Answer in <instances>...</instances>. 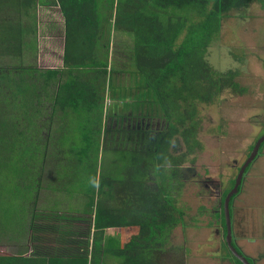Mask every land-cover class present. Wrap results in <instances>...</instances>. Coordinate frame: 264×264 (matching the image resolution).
Segmentation results:
<instances>
[{"label":"trees","instance_id":"trees-1","mask_svg":"<svg viewBox=\"0 0 264 264\" xmlns=\"http://www.w3.org/2000/svg\"><path fill=\"white\" fill-rule=\"evenodd\" d=\"M51 1L64 18L63 68L41 71L25 64L26 48L35 51L27 37L36 7ZM255 2L264 8V0H0V237H23L27 223L34 244L29 258L0 255L4 264H185L167 245L185 225L174 192L178 167L193 164L200 147L197 106L243 92L234 70L210 63L208 49L225 18ZM112 32L134 38L128 88L113 84ZM109 89L125 99L119 112L106 107ZM44 102L56 122L51 152L37 144ZM45 192L56 199L37 217Z\"/></svg>","mask_w":264,"mask_h":264},{"label":"rangeland","instance_id":"rangeland-1","mask_svg":"<svg viewBox=\"0 0 264 264\" xmlns=\"http://www.w3.org/2000/svg\"><path fill=\"white\" fill-rule=\"evenodd\" d=\"M34 16L35 35H29L27 41L34 42L35 51L26 48L25 64L41 71L62 69L64 18L59 6L54 1L47 5L40 4L36 7ZM23 23L30 25L33 21L24 19ZM110 44L109 70L117 73L113 84L115 87L128 88L132 85V75L136 70L133 35L112 32ZM207 54L208 60L218 71L236 72L235 81L243 92L238 95L227 92L212 105L197 106V115L202 122L199 123L198 135L200 147L190 157L193 164L187 163L177 169L178 181L182 182V187L177 189L180 185L174 183V186L179 185L174 196L177 197V206L184 213L185 225L179 224L173 229L167 249H173V253L180 249L178 257L183 256L185 264H234L224 246L220 206L225 192L232 189V182L249 157L252 151L250 148L264 134V8L261 3L251 4L247 12H231L222 21L219 36L209 46ZM8 62L7 59L4 60V63ZM108 95L106 107L111 109L118 105L115 110L117 112L124 109L125 99H112L111 89ZM43 105V117L39 120L42 122L41 126L46 128L39 133L37 144L42 151L47 147L51 152L55 145L48 139L50 134L55 135L52 126L56 128V122H51L52 118H49V102H44ZM109 109L105 112L108 113ZM65 118L72 117L67 115ZM106 120L108 123L109 120ZM69 124L77 127L75 122L70 121ZM71 127L66 131L70 135L76 132ZM263 155L264 144L260 147L259 156L243 177L241 191L232 203L233 242L252 264H264ZM260 172L263 174H259ZM42 182L47 186L50 183L46 177ZM55 199L56 194L43 193L37 217L48 215ZM60 208H64L65 212L64 205ZM2 210L4 197L0 198L1 213ZM63 214L67 217L78 216ZM1 224L4 227L3 221ZM26 228L27 223L24 225L27 232ZM108 233L113 235L114 230ZM0 251L13 252L14 249L4 246V238L0 237Z\"/></svg>","mask_w":264,"mask_h":264},{"label":"water","instance_id":"water-1","mask_svg":"<svg viewBox=\"0 0 264 264\" xmlns=\"http://www.w3.org/2000/svg\"><path fill=\"white\" fill-rule=\"evenodd\" d=\"M264 142V134L255 142L253 149L247 158V160L244 162L242 167L239 170V173L235 179V184L231 191L226 195L225 201H224V213H225V219H226V225H227V233H226V243L227 247L230 250L231 254L238 259L242 264H252L248 261L247 257L243 255L242 253H239L236 247L233 246L232 241V231H231V218H230V202L231 198L238 193L239 187L242 184L243 176L245 173V170L248 168V166L251 164V162L256 158L258 155L259 149L261 145Z\"/></svg>","mask_w":264,"mask_h":264},{"label":"crops","instance_id":"crops-1","mask_svg":"<svg viewBox=\"0 0 264 264\" xmlns=\"http://www.w3.org/2000/svg\"><path fill=\"white\" fill-rule=\"evenodd\" d=\"M264 157V155H263ZM259 174H263V172H260ZM25 230V229H24ZM27 230V228H26ZM110 231V230H109ZM33 232L30 231V235ZM108 233V232H107ZM109 234V233H108ZM5 235V234H4ZM27 235H28V239H27ZM110 235V234H109ZM38 245H40L39 242H35ZM4 246H6L7 248H13L14 251L13 252H9V251H0V255H11V256H18L19 254H21L23 257H27L29 258V256H31L34 250V244L30 241L29 239V232L27 230V232L25 233V235H23V237H18L17 240L15 241H9L6 239V237L4 236ZM9 246V247H8ZM0 264H4V259L0 260ZM37 264V263H35Z\"/></svg>","mask_w":264,"mask_h":264},{"label":"flooded vegetation","instance_id":"flooded-vegetation-1","mask_svg":"<svg viewBox=\"0 0 264 264\" xmlns=\"http://www.w3.org/2000/svg\"><path fill=\"white\" fill-rule=\"evenodd\" d=\"M146 120H142V125H144V123H147V124H149L148 122H145ZM130 123V122H129ZM139 123V122H138ZM137 123V124H138ZM158 124V123H157ZM226 198V197H225ZM224 201H225V199H224ZM224 201L221 203V208H222V206L224 207ZM233 203V202H232ZM232 203L230 202V204L232 205ZM220 208V209H221ZM224 210V209H223ZM229 211H230V207H229ZM230 218H231V231H232V226H233V232H232V237H233V234H234V221H233V212H232V206H231V212H230ZM226 233H227V225H226V229H225V233H223L224 234V237L226 238ZM225 242H226V240H225ZM224 242V243H225ZM232 244H233V246L234 247H236V249L238 250V252L239 253H242L243 254V252H242V250L235 244V242H233L232 241ZM244 255V254H243ZM248 259V258H247ZM248 261H249V259H248ZM250 262V261H249Z\"/></svg>","mask_w":264,"mask_h":264}]
</instances>
